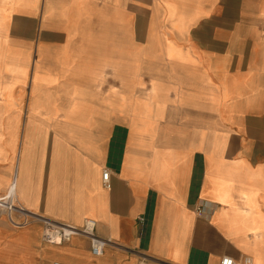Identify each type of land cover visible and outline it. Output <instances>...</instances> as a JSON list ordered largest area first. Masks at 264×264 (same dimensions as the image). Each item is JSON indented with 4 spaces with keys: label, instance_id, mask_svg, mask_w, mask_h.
I'll return each mask as SVG.
<instances>
[{
    "label": "crops",
    "instance_id": "0c3cea01",
    "mask_svg": "<svg viewBox=\"0 0 264 264\" xmlns=\"http://www.w3.org/2000/svg\"><path fill=\"white\" fill-rule=\"evenodd\" d=\"M13 188L0 264H264V0H0Z\"/></svg>",
    "mask_w": 264,
    "mask_h": 264
},
{
    "label": "built area",
    "instance_id": "2783aa9c",
    "mask_svg": "<svg viewBox=\"0 0 264 264\" xmlns=\"http://www.w3.org/2000/svg\"><path fill=\"white\" fill-rule=\"evenodd\" d=\"M109 173L103 175L104 185L110 188ZM0 212L3 213L10 225L15 229H21L29 225V221L17 222L15 215L24 214V210L17 205V199L15 196L14 188L5 196L0 197ZM76 236H84L89 239L91 245V253L94 257H102L107 246L112 243L104 239L99 238L96 235V223L94 221H86L84 227L81 230L72 227H63L45 223L43 232V241L49 245L60 246L66 243H70ZM221 264H235L234 260L225 257L222 259ZM246 264H250L249 260H246Z\"/></svg>",
    "mask_w": 264,
    "mask_h": 264
}]
</instances>
